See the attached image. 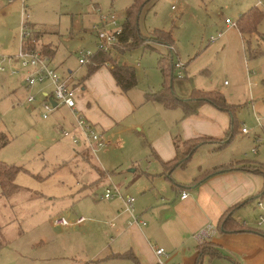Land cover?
Instances as JSON below:
<instances>
[{"label": "rangeland", "instance_id": "374dc122", "mask_svg": "<svg viewBox=\"0 0 264 264\" xmlns=\"http://www.w3.org/2000/svg\"><path fill=\"white\" fill-rule=\"evenodd\" d=\"M249 1L150 0L141 9L137 21L143 37L142 44L122 53H116L119 52L120 43L111 49L120 62L129 63L135 69L137 83L128 88L131 95L140 100L142 90L160 88L163 80L160 56H168L170 46L174 61L179 60L183 66L188 65L185 66L186 70L177 66L170 69L171 84L178 96H189L200 78L208 86L222 84L223 80L228 79L227 76L218 69L210 70L221 63L217 51L207 58L210 72L200 64L201 60L206 59L203 51L217 48L219 41L228 34L215 43H210L209 36L216 33L225 16L236 19L240 7L243 10ZM133 2L25 0V11L21 14L22 0H0V48L1 42H13L11 35L20 33L19 28L24 19L32 30L45 32L44 40L48 39L57 46L51 60L61 75H69L68 70L71 69L77 77L82 76L86 72V63H81L78 57L84 47H96V35L90 29L97 18L95 13H91L92 7L99 6L104 12L117 13L118 24L122 25L125 10ZM2 9L8 13L9 29L3 26ZM155 29L170 33L174 42L170 38L168 41ZM237 49L240 53V45ZM5 51L0 49V53ZM163 63L167 67V61L163 60ZM1 74L5 82L1 83L0 77V132L5 133L7 142L0 147V164L5 174L1 176L2 184L0 182V264H64V258H73L68 261L70 264L75 260L76 263L84 264L108 239V234H104L96 225L100 222L93 224L87 220L81 226L56 227L51 223L52 217L62 213L70 218L84 214L95 220L103 219L102 214L110 208V200L117 195L110 199L100 196L105 187L112 186V182L118 185L123 195L127 193L134 196L131 191L133 176L143 168H153L148 165L150 150L144 144V138L148 140L152 136L151 132H155L161 124V119H172L181 108L172 116L165 117L163 111L168 112L169 109L158 101L154 102L157 104L154 110L161 115V119L158 115L147 113L144 117L147 121L141 129L136 127L122 131L119 134L121 142L107 149L100 148L96 154L90 153L87 157L77 155L76 150L82 144H74L69 137L62 136L59 127H54L53 111L48 118L42 117L39 95L33 102L26 101L30 91H34L38 85L27 90L16 76L7 72ZM76 87L79 89L78 85ZM130 118L120 125H126ZM183 146L185 148L186 144ZM103 167H108V174ZM135 167L136 172L132 170ZM191 167L186 168L187 171ZM10 174L12 176L9 177ZM256 174L253 178H262V174ZM240 208L241 216H245L254 226V219L259 212L255 198ZM260 227L264 229V226ZM218 264L234 262L222 259Z\"/></svg>", "mask_w": 264, "mask_h": 264}, {"label": "crops", "instance_id": "0c3cea01", "mask_svg": "<svg viewBox=\"0 0 264 264\" xmlns=\"http://www.w3.org/2000/svg\"><path fill=\"white\" fill-rule=\"evenodd\" d=\"M252 8L258 9L260 17L254 25L250 23L246 27L241 21L244 26L242 28L238 19ZM7 14L2 9L3 26L9 29ZM233 20L237 25L223 20V24L216 30H223V34L215 42L228 35L219 41L216 49L206 48L203 51L206 59L200 63L209 71L207 58L216 50L221 63L212 66L210 70L218 69L228 79L223 80L222 84L208 86L200 78L189 96L181 97L187 100L197 90H219L233 106V112L202 100L195 111L185 114L180 105L168 107L160 102L169 109L168 112L163 111L165 117L172 116L181 108L172 119L167 117L163 120L154 110L157 108L154 103L156 101L146 99V92H156L159 88L142 90L139 100L128 89L124 90L117 84L109 63L99 65L84 79L82 76L86 72L77 77L74 71L68 70L73 85L79 86V89L76 87V106L90 121L96 122L110 139L111 143L106 147L121 142L119 134L122 131L136 127L141 129L147 121L144 118L147 113L158 115L162 120L157 130L151 132L152 136L143 140L150 150L148 165L153 168L146 166L148 169H141L131 179V191L135 196L134 212L147 222L142 225L132 221L131 213L123 210L121 197L115 196L110 200V208L102 214L103 219H88L93 224L100 222L96 225L104 234H108V239L84 264H218L222 259L231 260L234 264H264V229L259 228L255 219L257 227L251 226L239 211L248 200L256 199L264 187V8L258 6L256 0H251L245 3L243 10L240 7L238 17ZM45 36V32L39 30L38 44L49 45L54 50L52 55L49 54L53 59L57 46L48 39L44 40ZM19 37L20 33L14 32L11 35L13 42H1V48L5 52H16ZM239 45L240 53L237 49ZM93 49L96 51V47ZM200 52L201 49L198 54ZM2 76L1 83H4ZM16 77L24 84L21 75ZM49 88L46 87V90ZM53 112L55 128L73 123V115L68 107L59 106ZM128 117L131 118L126 125H120ZM233 119L234 134L228 141L222 142L218 138L227 135ZM244 126L248 128V133L241 131ZM203 136L218 140L198 144L185 165H164V162L175 157L177 150H185L182 141ZM255 136L261 140L255 142ZM175 141L178 142L177 148ZM253 146L257 147L256 152L252 151ZM76 152L77 155L87 157L91 153L83 145ZM96 157L99 159V156ZM189 166L192 167L187 171ZM103 168L108 174V167ZM132 170L136 172L137 167ZM256 173L262 174V178H253L257 176ZM183 190L187 192V197H181ZM228 213H232L234 218L249 228L224 230L220 219ZM156 246L165 249L160 256L155 253ZM202 249L210 255H204L200 260L198 253ZM64 259V264H70L73 258Z\"/></svg>", "mask_w": 264, "mask_h": 264}, {"label": "built area", "instance_id": "2783aa9c", "mask_svg": "<svg viewBox=\"0 0 264 264\" xmlns=\"http://www.w3.org/2000/svg\"><path fill=\"white\" fill-rule=\"evenodd\" d=\"M258 6L264 8V0H256ZM174 6V5H173ZM25 11V0H22L21 14ZM91 13H95L97 18L92 22L90 29L96 35V50L108 52L120 42V35L123 31L122 25L118 24L117 13L112 11L104 12L99 6L92 7ZM224 21L229 24L237 25L236 21L230 16H226ZM20 40L18 49L14 53H0V73L7 72L14 76L21 75L27 90L35 85H40L36 90L30 91L26 97L27 102H33L40 94L39 102L43 108L42 117L47 118L49 114L59 106H66L73 115L71 125H60V131L63 137H69L74 144H82L89 152L96 154L97 150L108 146L111 141L104 134V131L95 122L90 121L76 106L77 90L72 85L71 75H61L57 68L52 64L51 57L42 51L37 40L33 36V30L23 19L19 28ZM223 34V30L217 31L209 37L211 42ZM35 43V45H31ZM172 49V46H170ZM81 51V50H80ZM95 50L84 49L81 51L78 60L81 63H92L90 56ZM175 66L183 68V64L177 60ZM50 86L48 90L46 87ZM55 101V103H53ZM241 131L248 133L247 127H242ZM259 136L254 137L255 142H259ZM257 147L253 146L252 151L256 152ZM114 195L121 197L123 201V210L130 212L132 221L144 225L147 221L142 219L134 212L135 196L130 194L123 195L118 185L112 182V186H107L100 197L105 199L113 198ZM181 197H187V192L182 191ZM256 207L259 212L256 215L255 223L264 226V195L257 196L255 199ZM89 217L86 215H77L70 218L65 214L59 213L52 217L51 223L56 227H65L67 225H82ZM244 223H246L244 221ZM111 225V222H109ZM165 251L163 246H156L155 253L160 256ZM163 263L160 260V263Z\"/></svg>", "mask_w": 264, "mask_h": 264}, {"label": "trees", "instance_id": "16d2710c", "mask_svg": "<svg viewBox=\"0 0 264 264\" xmlns=\"http://www.w3.org/2000/svg\"><path fill=\"white\" fill-rule=\"evenodd\" d=\"M149 1L150 0H134V2L126 8L125 19L122 24L123 31L120 35V42H119L120 44L118 47V51L120 53L124 52V50L132 49L142 44L143 37L140 33L139 27H137V21H138V16L140 14L141 9ZM257 11H258L257 8H252L251 10L243 13L239 17L238 23L241 25L242 28L244 26L243 24L240 23L241 21H243V23L245 24V27L246 25H250V23L254 25V23L260 17ZM155 30L158 31L157 33H160L166 36L168 41H169V38L173 41V38L171 37L170 33L165 32L161 29H155ZM38 35H39V30H33V36L36 40H37ZM31 45H35V43H31L30 46ZM40 47L42 51L46 54L52 55V52H54V50L49 45L47 46L40 45ZM160 57L161 58H160L159 63H160L161 73H163V80H162L159 90H156V92H146V99H151L153 101H159L161 103H164L168 107L180 105L183 107L185 114L187 112L195 111L197 105L201 103L202 100H207L213 103L215 106H218L220 108L230 110L233 112V108H232L233 106H231L225 100L223 94L219 90H211V91L197 90L190 95L189 97L190 100L189 99L185 100L179 97L175 93V90L171 84L172 72L170 69L174 68L175 63H176L173 57V50L170 48L168 56H165V57L160 56ZM90 59H92V63L86 64L87 71L82 76V79L86 78L99 65L104 64V63H109L111 64L110 65L111 73L114 75L117 84L122 89L124 90L128 89L129 87H132L137 83L136 73H135V69L133 65L120 62L118 60L119 58H117L111 53V50H109L108 52H105L102 50H96L95 52H93V55L90 56ZM163 60L167 61V67L163 63ZM73 84L74 83L72 82V85ZM234 128H235V120L233 119L227 135L225 137H221L218 139L223 140L222 142L228 141L234 134L233 132ZM218 139L215 137L203 136L201 138H193V139H188V141H182L184 145L186 144L185 150L183 151L177 150L175 157L170 161L164 162V165L169 166L170 164H172V167L175 164L185 165V163L188 161L189 157L191 156L192 152L196 149V146L198 144L203 143V141L218 140ZM6 142H7V138H6L5 133L0 132V147H2ZM175 145L177 148L178 147L177 141H175ZM1 166L2 165L0 164V182L2 181L1 178L4 177L5 175V174L3 175V172H2L4 170L3 169L4 167L3 166L1 167ZM257 170L262 171V169L260 168H258ZM12 174H10L9 177L12 176ZM260 195H264V187L261 193L258 194L257 196H260ZM220 224L223 226L224 230H231V231L245 230L249 228L245 224L240 223L236 218H234L232 213L224 214L220 219ZM210 253L212 254L213 251ZM207 254L210 255L209 252H204V250L202 249L198 253V256L201 260V258H203L204 255H207Z\"/></svg>", "mask_w": 264, "mask_h": 264}, {"label": "water", "instance_id": "95a60500", "mask_svg": "<svg viewBox=\"0 0 264 264\" xmlns=\"http://www.w3.org/2000/svg\"><path fill=\"white\" fill-rule=\"evenodd\" d=\"M53 103H55V101H53Z\"/></svg>", "mask_w": 264, "mask_h": 264}]
</instances>
